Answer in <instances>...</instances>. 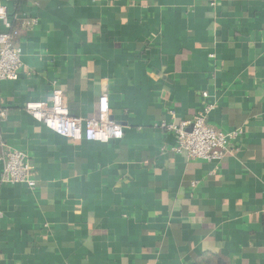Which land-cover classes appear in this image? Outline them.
<instances>
[{
    "label": "crops",
    "instance_id": "0c3cea01",
    "mask_svg": "<svg viewBox=\"0 0 264 264\" xmlns=\"http://www.w3.org/2000/svg\"><path fill=\"white\" fill-rule=\"evenodd\" d=\"M23 29L0 81V173L24 152L35 187L0 182V264H264V0H0ZM4 31L0 21V32ZM63 95L122 139L73 141L24 107ZM241 129L221 161L171 151L160 123Z\"/></svg>",
    "mask_w": 264,
    "mask_h": 264
},
{
    "label": "built area",
    "instance_id": "2783aa9c",
    "mask_svg": "<svg viewBox=\"0 0 264 264\" xmlns=\"http://www.w3.org/2000/svg\"><path fill=\"white\" fill-rule=\"evenodd\" d=\"M215 6L217 0H206ZM0 21L4 31L0 32V81L14 79L20 71L21 48L17 43L20 32L36 25L35 19L20 15L9 16L7 8L0 4ZM204 105L191 121L160 123V127L170 133L175 143L171 151L184 154L190 161H221L231 151L233 142L243 131L235 129L227 133L215 130L207 122L213 106L208 94L202 93ZM37 122L58 136L77 141L107 143L122 139V127L109 116L107 96H101L96 118H74L69 115L60 91L54 90L47 102H30L24 107ZM6 113L0 110V119ZM2 145V143H0ZM3 169L0 182L3 184H23L29 189L35 187V172L28 156L18 150H5L2 154Z\"/></svg>",
    "mask_w": 264,
    "mask_h": 264
},
{
    "label": "trees",
    "instance_id": "16d2710c",
    "mask_svg": "<svg viewBox=\"0 0 264 264\" xmlns=\"http://www.w3.org/2000/svg\"><path fill=\"white\" fill-rule=\"evenodd\" d=\"M13 1L16 5H18L20 2H23L24 0H13ZM8 14L9 16H14L16 15V11H14L13 13H8ZM206 262L207 261H204L202 263H196V264H207ZM216 264H225V263L220 258H216Z\"/></svg>",
    "mask_w": 264,
    "mask_h": 264
}]
</instances>
